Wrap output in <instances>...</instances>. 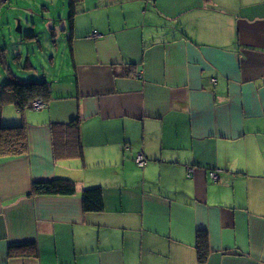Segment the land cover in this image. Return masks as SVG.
Listing matches in <instances>:
<instances>
[{"label": "crops", "instance_id": "0c3cea01", "mask_svg": "<svg viewBox=\"0 0 264 264\" xmlns=\"http://www.w3.org/2000/svg\"><path fill=\"white\" fill-rule=\"evenodd\" d=\"M70 1L45 107L0 103V126L27 132L0 156V264H199L202 232L204 264H264V0H77L72 17ZM3 61L2 84L24 82ZM77 118L78 137L53 129ZM57 177L77 192L30 194Z\"/></svg>", "mask_w": 264, "mask_h": 264}, {"label": "rangeland", "instance_id": "374dc122", "mask_svg": "<svg viewBox=\"0 0 264 264\" xmlns=\"http://www.w3.org/2000/svg\"><path fill=\"white\" fill-rule=\"evenodd\" d=\"M11 3L10 7H7L0 13V42L2 46L0 47V71L7 74L3 61L5 59L8 66L13 67L14 72L18 73L23 81H42L45 78V69L51 68L47 64V55H55L51 29L54 28L58 36L64 33L62 28L65 25L63 21H60V18L69 15V0H11ZM44 5L47 11L44 10ZM19 20L23 21L21 23L23 31L21 32H17ZM35 33L39 36V42H35L34 39L28 37V39L26 38L29 34ZM59 44L61 47L58 52V62L62 57V53L67 49V47L65 48L64 39L60 40ZM3 49H6L5 52L7 51L4 58L1 54ZM19 53L23 55L22 61H13V58ZM29 56L35 70L32 73L25 71L26 73L22 74L18 66L24 65ZM61 67L59 64L57 67L59 75H56V77H53L52 72H49L50 76L47 74V77L50 79L49 84L53 83L52 78H56V83L67 85L69 75ZM4 81L1 80L0 84Z\"/></svg>", "mask_w": 264, "mask_h": 264}, {"label": "trees", "instance_id": "16d2710c", "mask_svg": "<svg viewBox=\"0 0 264 264\" xmlns=\"http://www.w3.org/2000/svg\"><path fill=\"white\" fill-rule=\"evenodd\" d=\"M2 0L0 3L2 4ZM70 16L74 12V6L77 0L70 1ZM73 8V9H72ZM50 98L48 83L44 80H31L28 82L10 81L0 85V103L14 102L20 109H26L34 100L40 99L45 105ZM79 120L74 119L66 124H54L56 130L66 128L74 132L76 137L78 133ZM77 129V130H76ZM27 151V132L23 125L18 126H0V156L19 155ZM77 192L75 181L67 178H53L51 180L36 181L31 188L33 196H55V195H73ZM84 208L86 211H102L104 208V195L101 187L85 189L82 193ZM19 246V245H16ZM16 246H12L14 248ZM24 246V245H23ZM197 252L199 264H204L210 254L207 242V234L199 233L197 239Z\"/></svg>", "mask_w": 264, "mask_h": 264}, {"label": "built area", "instance_id": "2783aa9c", "mask_svg": "<svg viewBox=\"0 0 264 264\" xmlns=\"http://www.w3.org/2000/svg\"><path fill=\"white\" fill-rule=\"evenodd\" d=\"M3 1H4V0H3ZM94 35L97 36V35H98V32L95 31V32H94ZM28 107H30V108H35V109H42V108L45 107V103H44L42 100L37 99V100H34V101H33ZM137 162H138V164H139L140 166H143V165H145V163H146V159H145V157H144L142 154H139V155L137 156ZM212 177H213L214 179H217V178H218V173H216V172L212 173Z\"/></svg>", "mask_w": 264, "mask_h": 264}, {"label": "water", "instance_id": "95a60500", "mask_svg": "<svg viewBox=\"0 0 264 264\" xmlns=\"http://www.w3.org/2000/svg\"><path fill=\"white\" fill-rule=\"evenodd\" d=\"M17 31L21 32V23L18 25Z\"/></svg>", "mask_w": 264, "mask_h": 264}]
</instances>
